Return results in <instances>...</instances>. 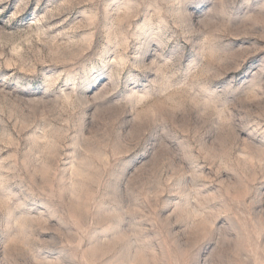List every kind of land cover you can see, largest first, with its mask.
I'll return each mask as SVG.
<instances>
[{
  "label": "rangeland",
  "instance_id": "1",
  "mask_svg": "<svg viewBox=\"0 0 264 264\" xmlns=\"http://www.w3.org/2000/svg\"><path fill=\"white\" fill-rule=\"evenodd\" d=\"M0 264H264V0H0Z\"/></svg>",
  "mask_w": 264,
  "mask_h": 264
}]
</instances>
